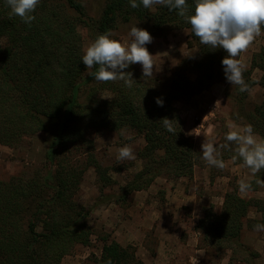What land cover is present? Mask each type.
Segmentation results:
<instances>
[{
    "label": "trees",
    "instance_id": "trees-1",
    "mask_svg": "<svg viewBox=\"0 0 264 264\" xmlns=\"http://www.w3.org/2000/svg\"><path fill=\"white\" fill-rule=\"evenodd\" d=\"M186 4V15L194 14L195 0H186ZM32 15L35 19L29 26L10 15L6 0H0V39L7 36V42L0 44V143L19 146L26 137L40 132L46 139V161L40 168L30 176L0 180V264H62L77 243L89 244L91 208L75 198L84 173L93 166L102 187L114 181L108 166L94 153L88 137L93 131L127 128L145 140L139 152L143 167L121 186L117 201L147 189L164 173L192 178L200 151L184 131L175 101L189 100L226 79L222 60L227 52L202 45L192 32L188 43L199 47L198 54L180 61L166 79L143 77L135 64L124 69L132 73L131 87L119 79L101 82L87 74L96 69H87L81 60L84 48L79 25L96 30L98 36L132 21L149 22L150 35H162L168 29L191 31L178 10L167 6L158 5L151 11L142 4L132 8L130 0H107L101 18L94 22L82 0H40ZM261 31L264 33V25ZM255 68L262 71L259 83L264 87V48L244 71L250 88L256 81L248 74ZM104 90L111 93L109 98L100 95ZM246 92L239 91L240 102ZM165 117L172 120L174 133L163 126ZM247 122L264 139V103L247 116ZM235 148H227L228 157L237 155ZM236 161L243 163L239 157ZM258 179L264 180V169L249 181L251 190L264 188L256 183ZM252 207L261 218L249 221L264 225V199L246 198L237 190L226 192L220 211L213 205L204 208L196 227L201 245L218 254L226 249L234 253L240 247L257 257L258 252L240 241ZM104 240L93 264H145L133 245ZM249 264L256 262L250 258Z\"/></svg>",
    "mask_w": 264,
    "mask_h": 264
},
{
    "label": "rangeland",
    "instance_id": "rangeland-1",
    "mask_svg": "<svg viewBox=\"0 0 264 264\" xmlns=\"http://www.w3.org/2000/svg\"><path fill=\"white\" fill-rule=\"evenodd\" d=\"M82 1L89 18L97 22L103 14L107 0ZM157 6L153 5L150 10L155 11ZM148 25L147 21L120 23L108 34H110V38L127 45L131 39L129 37L131 27L137 26L149 31ZM78 30L82 35L85 51L95 41L98 34L96 30H92L86 25H79ZM151 37V43H147L145 47L153 55L154 77L168 78L180 61L195 56L199 52L197 45L189 46L188 41L191 38L189 28L168 29L162 35H151ZM6 42L7 36L4 35L0 39V44L3 45ZM262 48H264V33L261 31L249 48L240 53L236 59L241 60L249 69L254 55L259 53ZM135 65L143 71L141 64L136 63ZM242 75L245 79L244 72ZM248 75L256 83L250 88V91L246 92L242 102L238 98L240 95L237 86H232L226 79L215 82L189 100L175 101V106L182 116L184 131L200 151L192 178L174 177L164 173L158 176L147 189L133 192L125 201H117L118 196L116 197V195L120 194L121 186L132 179L134 174L143 167V159L139 157V152L145 140L143 136H134L136 131L127 128L120 132L93 131L88 135L96 157L102 165L108 166L109 174L114 181L102 187V182L99 181L93 166L88 167L85 171L75 198L88 209L91 208L87 220L92 229L91 241L87 245L77 243L73 250L63 257L62 264H93L94 258L100 256L105 242L104 237L109 238V241L112 240L113 229L112 225H109L110 218L107 215L109 207H115L125 218L148 223L154 220L156 209H164L168 206L175 207L177 213L175 223L180 222L184 225H177L176 230L181 233V243H186L191 233L194 238V243H191L195 244L193 255L184 262L182 261L181 264H191L194 256H196L198 264H249L250 258L256 264H264V231L255 230V225L249 221L261 218V213L256 207L250 209L244 220L240 238L245 247L253 252H258L259 255L255 258L249 256L240 247H236L234 253L232 249H226L222 254H218L214 249L204 247L201 245L200 234L196 228L200 218L204 215V208L213 205L216 210H221L227 191L237 190L243 197L264 199V188L244 193L239 190V181L249 182L252 180L251 170L243 163L236 161L237 155L228 157L227 148H220V145L225 143L228 144V148L232 147L233 149L236 146L234 142L226 141V133L231 130H242L249 125L247 116L252 114L257 106L264 103V87L259 83L262 71L255 68ZM100 95L108 97L111 93L104 90ZM253 134L258 140L264 141L258 133L253 131ZM204 142H211L217 147L218 159L225 163L224 169L209 165L202 158ZM124 146L130 147L136 158L120 163L116 157L118 150ZM45 153L46 139L44 133L41 132L26 137L19 146L14 147L0 143V180L8 181L17 175H32L45 163ZM81 158L84 159V156ZM184 197L186 199H182ZM140 202L143 205H140ZM155 231L156 227L147 232L148 235L155 238L153 235ZM128 244L133 245L137 250L134 244ZM201 253L203 254L201 255Z\"/></svg>",
    "mask_w": 264,
    "mask_h": 264
},
{
    "label": "clouds",
    "instance_id": "clouds-1",
    "mask_svg": "<svg viewBox=\"0 0 264 264\" xmlns=\"http://www.w3.org/2000/svg\"><path fill=\"white\" fill-rule=\"evenodd\" d=\"M40 0H6L10 8V15H15L31 25L35 19L32 13ZM151 8L153 5L167 6L169 10H178V15L184 17L191 26V32L202 45L211 49L223 48L227 52L222 60L226 80L233 86H238L240 92L250 91L249 85L243 78L246 65L236 57L246 51L254 39L261 34V26L264 25V0H195L194 14L186 15V0H130L132 8ZM130 42L125 45L122 42L110 38V34L99 35L84 51L81 58L87 69H96L87 74L101 82L122 80L125 85L131 87L134 79L131 72H126L129 65L139 63L142 65L143 77L153 76V55L145 47L151 43L150 33L137 26L131 27L129 32ZM103 98H109L104 97ZM157 104L163 101L157 98ZM167 131L174 133L172 120L167 117L162 119ZM228 142L236 144L235 152L242 158L244 165L256 175L264 169V141H260L253 134L251 125L242 130H231L225 135ZM220 148H228V144L220 145ZM219 151L211 142L202 144V158L212 166L224 169L225 163L218 159ZM117 161L134 160L133 150L124 146L118 150ZM236 159V157H233ZM258 185L264 186V180H256ZM239 190L244 193L251 190V183L239 181ZM257 231H264V225L254 226ZM203 253H201L202 255ZM111 264V262H109ZM191 264H198L196 256Z\"/></svg>",
    "mask_w": 264,
    "mask_h": 264
},
{
    "label": "crops",
    "instance_id": "crops-1",
    "mask_svg": "<svg viewBox=\"0 0 264 264\" xmlns=\"http://www.w3.org/2000/svg\"><path fill=\"white\" fill-rule=\"evenodd\" d=\"M140 205L143 203L140 202ZM120 213L115 207H109L107 211L110 218L109 225H112L113 229L112 239L122 245L134 244L137 247L136 254L145 264H181L193 255L195 245L191 244L194 243L193 234H190L186 243H181V233L176 230L177 225H184L180 222L175 223L177 213L174 206L156 209L154 220L148 223L125 218ZM155 227L156 231L153 234L155 238H153L147 231Z\"/></svg>",
    "mask_w": 264,
    "mask_h": 264
}]
</instances>
